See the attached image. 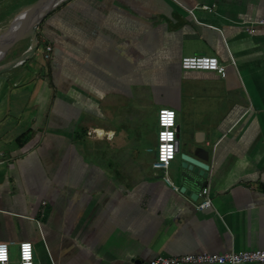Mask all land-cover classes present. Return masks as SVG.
Wrapping results in <instances>:
<instances>
[{
	"label": "crops",
	"instance_id": "0c3cea01",
	"mask_svg": "<svg viewBox=\"0 0 264 264\" xmlns=\"http://www.w3.org/2000/svg\"><path fill=\"white\" fill-rule=\"evenodd\" d=\"M16 2L0 0V22ZM262 16L264 0H59L0 47L9 264L23 241L37 264L264 248V26L249 30ZM24 38L33 51L12 67ZM192 55L216 56L225 76L181 69ZM164 108L177 134L168 181L153 167ZM186 155L208 165L194 186ZM204 186L211 205L198 209Z\"/></svg>",
	"mask_w": 264,
	"mask_h": 264
},
{
	"label": "built area",
	"instance_id": "2783aa9c",
	"mask_svg": "<svg viewBox=\"0 0 264 264\" xmlns=\"http://www.w3.org/2000/svg\"><path fill=\"white\" fill-rule=\"evenodd\" d=\"M189 12L191 13L192 9ZM258 25L264 26V16L258 18L256 22L251 24L249 30L253 32ZM50 50L51 46L47 45L45 47V57L48 56ZM32 51L33 44H28L22 51L21 57L15 60L11 66H22L25 60L30 57ZM4 57L0 60H3ZM179 65L183 70H209L215 71L221 76H225L226 74L225 66L219 62L216 56H183L180 58ZM168 114H171L170 122H168ZM157 126V146L153 167L160 170L161 175L168 181L167 170L169 162L174 158L177 151L175 110L168 108L160 109L157 114ZM208 192L209 190L206 186L201 189L200 194L202 195V199L196 206L198 209L208 208L211 205ZM9 261L8 244L0 243V264H9ZM249 262H264V248H252L239 251L230 250L223 253L197 252L175 256L158 255L151 259L149 264H243ZM19 264H37L34 260L32 244L29 241L19 243Z\"/></svg>",
	"mask_w": 264,
	"mask_h": 264
},
{
	"label": "water",
	"instance_id": "95a60500",
	"mask_svg": "<svg viewBox=\"0 0 264 264\" xmlns=\"http://www.w3.org/2000/svg\"><path fill=\"white\" fill-rule=\"evenodd\" d=\"M58 1L59 0H41L36 5H33L28 8L24 12L22 18H20L19 21L14 24V26L6 34H0V40L4 39L8 33L10 34L16 31L18 27L26 23L30 22L33 24V26H36L41 20L42 16L47 13L52 7H54V5H56ZM39 14L40 17L37 16ZM184 160L186 162H189L191 166L189 165L188 171H184L180 174L183 182L190 186L197 185L199 183V177L205 175L204 171L208 169V165L188 155L184 156ZM185 189L186 187L183 186L181 188V191H185ZM189 192L190 190H187V193Z\"/></svg>",
	"mask_w": 264,
	"mask_h": 264
},
{
	"label": "bare ground",
	"instance_id": "6f19581e",
	"mask_svg": "<svg viewBox=\"0 0 264 264\" xmlns=\"http://www.w3.org/2000/svg\"><path fill=\"white\" fill-rule=\"evenodd\" d=\"M28 7V6H27ZM27 7L25 5L18 7L17 9L10 12L5 18L0 22V34H6L13 26L16 24L20 18L24 15V12L27 10ZM32 25L30 24H24L18 29L12 33H8L4 39L0 40V47L3 49H8L13 45V43L16 42V38H20L18 36H22V33L28 32V34L31 32ZM3 44V45H2ZM11 76V75H10Z\"/></svg>",
	"mask_w": 264,
	"mask_h": 264
},
{
	"label": "rangeland",
	"instance_id": "374dc122",
	"mask_svg": "<svg viewBox=\"0 0 264 264\" xmlns=\"http://www.w3.org/2000/svg\"><path fill=\"white\" fill-rule=\"evenodd\" d=\"M33 1H36V0H17V2L10 8L9 12L12 11L13 9L23 5V4H29V3H32ZM8 13V12H7ZM6 13V14H7ZM34 37V36H33ZM25 39V38H24ZM23 41H21V44H19L17 47L19 49V51H22V49L26 46H28V39H25ZM27 42V44H26ZM7 51L3 52L2 55L0 57H2L4 55V53H6Z\"/></svg>",
	"mask_w": 264,
	"mask_h": 264
},
{
	"label": "snow or ice",
	"instance_id": "6c2138e0",
	"mask_svg": "<svg viewBox=\"0 0 264 264\" xmlns=\"http://www.w3.org/2000/svg\"><path fill=\"white\" fill-rule=\"evenodd\" d=\"M168 117H169V121L168 122H170V117H171V114H168ZM170 138V137H169Z\"/></svg>",
	"mask_w": 264,
	"mask_h": 264
},
{
	"label": "trees",
	"instance_id": "16d2710c",
	"mask_svg": "<svg viewBox=\"0 0 264 264\" xmlns=\"http://www.w3.org/2000/svg\"><path fill=\"white\" fill-rule=\"evenodd\" d=\"M46 46H44V49H45Z\"/></svg>",
	"mask_w": 264,
	"mask_h": 264
}]
</instances>
